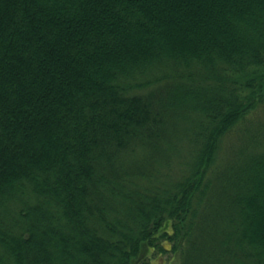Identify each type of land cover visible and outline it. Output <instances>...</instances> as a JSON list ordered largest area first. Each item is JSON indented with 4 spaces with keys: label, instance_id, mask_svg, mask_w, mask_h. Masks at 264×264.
I'll list each match as a JSON object with an SVG mask.
<instances>
[{
    "label": "trees",
    "instance_id": "trees-1",
    "mask_svg": "<svg viewBox=\"0 0 264 264\" xmlns=\"http://www.w3.org/2000/svg\"><path fill=\"white\" fill-rule=\"evenodd\" d=\"M263 113L264 0H0V264H264Z\"/></svg>",
    "mask_w": 264,
    "mask_h": 264
},
{
    "label": "rangeland",
    "instance_id": "rangeland-1",
    "mask_svg": "<svg viewBox=\"0 0 264 264\" xmlns=\"http://www.w3.org/2000/svg\"><path fill=\"white\" fill-rule=\"evenodd\" d=\"M260 116H264V113H263V114H260ZM254 119H255V120H258V119H259L258 115H255V116H254ZM231 137H232V136H231ZM175 264H179V262H175Z\"/></svg>",
    "mask_w": 264,
    "mask_h": 264
}]
</instances>
